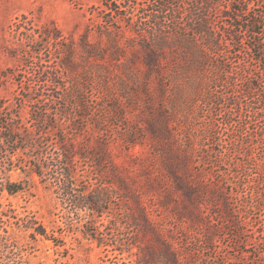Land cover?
Segmentation results:
<instances>
[{"label":"trees","instance_id":"trees-1","mask_svg":"<svg viewBox=\"0 0 264 264\" xmlns=\"http://www.w3.org/2000/svg\"><path fill=\"white\" fill-rule=\"evenodd\" d=\"M101 4L105 6L109 31L119 29L115 24L125 21L143 39L133 55L118 54L112 59H123L118 63L126 74L123 80H131L134 85L135 90L127 93V98L134 101L137 89L144 91V120L128 127L126 109L118 112L108 92L102 97L98 92L91 96L89 87L84 90L78 85L68 74L79 63L71 54L63 56L59 68L52 70L39 57L34 71H29L37 80L33 83L31 75L22 74L29 77L28 83L17 97L18 104L31 107L30 124L13 117L4 121L0 125V142L13 148L12 155L34 149L35 155H29V163L26 161L30 172L56 190L61 203L69 209L67 213H87L92 229L86 234L97 246L129 252L137 256L135 264H193L196 251L208 249L213 243L214 230L224 224L244 232V213L264 211V172L252 163L242 170L243 177H237L229 168L216 169L233 152L231 148L214 150L209 145L208 141L221 145L216 139L221 137L217 123L207 121L205 132L209 137L196 146L188 136L173 131L171 119L161 106L154 109V101L160 103L164 96L163 61L170 60L162 50L173 44V36H179L181 43L188 41L194 46L206 66L213 57L221 56L228 44L242 54L241 71H230L231 77L232 81L243 77L244 100L251 99L246 111L256 117L254 138L264 143V0H164L147 15L140 14L144 8L140 0H101ZM81 40L86 55L83 60H104L101 48L86 45L84 36ZM138 63L144 80L132 69ZM151 77L156 79L153 91L148 87ZM50 87L53 91H49ZM220 97L214 90L210 93L211 116L219 114ZM226 123L230 127L239 124L231 117ZM94 131L97 137L89 144L87 135ZM52 135L56 137L51 143L56 147L55 155L46 158L48 137ZM251 135L246 134L240 146L246 150L242 157L252 161ZM229 140L238 145L234 143L236 139ZM119 141L125 149L148 144L151 157L141 160L139 155L131 157L128 153L130 161L125 165L117 163L110 146ZM258 156L264 160V151ZM229 159L234 163L232 157ZM226 173L232 175L233 181L225 177ZM3 190L14 194L23 186L10 182ZM206 208L217 217L215 221H206ZM152 212H157L155 217ZM104 214L106 223L101 220ZM34 231L46 235L41 225Z\"/></svg>","mask_w":264,"mask_h":264},{"label":"rangeland","instance_id":"rangeland-1","mask_svg":"<svg viewBox=\"0 0 264 264\" xmlns=\"http://www.w3.org/2000/svg\"><path fill=\"white\" fill-rule=\"evenodd\" d=\"M108 1L117 3L121 0ZM140 3L144 7L140 14L143 12L147 15L164 0H140ZM105 13L101 0H0V125L12 117L22 124H30L31 107L27 103L18 104L17 100L22 87L28 83L27 75H31L29 71H34L39 57L47 67L50 66L49 69L59 68L61 58L68 53L79 61L76 70L68 72L78 85L84 90L89 87L91 96L98 92L102 97L108 92L110 102L119 107L118 112L126 109L128 127H135L144 120V91L139 88L134 101L128 99L127 93L134 89V85L131 80H123L126 74L118 64L123 59H112L117 58L118 54L126 57L133 55L143 39L125 21L115 24L119 29L114 27V31H109ZM83 36L86 45L101 48L104 55L102 62L91 58L82 59L86 56L85 48L82 47ZM173 39V44L169 43L162 50L170 60L163 61L161 75L164 96L162 102L154 101V109L161 106V110L171 119L173 131L188 136L196 146L201 145L203 138L206 140L209 137L205 132L207 121L211 119L217 123L218 135L221 137L216 139L221 145L208 141L209 145L214 150L221 147L223 151H228L231 148L233 152L216 169L226 171L224 169L229 168L237 177H243L242 170L252 163L264 172V160L258 156L259 152L264 151V143L255 140L256 117L246 111L250 109L251 99L244 100L243 77L232 81L230 72L236 68L241 71L242 54L235 52L228 44L219 54L221 56L213 57L206 66L190 42L181 43L179 36H173ZM140 65L138 63L132 69L135 75L144 80ZM26 72L27 75L23 76ZM31 79L35 83L37 77L31 75ZM155 85L156 79L151 77L148 85L151 91ZM212 90L222 95L217 116H211ZM49 91H53V87ZM253 95L254 92L251 93ZM15 115L19 117L15 118ZM230 117L239 122L236 127L226 123ZM248 133H252L249 139L253 146L250 155L254 156L252 161L249 157H242L246 150L240 146L242 141H246L244 138ZM87 136L89 144H93L97 132ZM55 138L54 135L48 137L50 144L46 158L55 155L56 147L51 145L55 143ZM232 138L236 139L234 143L238 145L231 144L229 139ZM110 147L115 161L123 165L134 155H139L141 160L151 157L148 144L125 149L119 141ZM12 149L4 141L0 142V264H135L137 256L129 252L118 253L97 246L86 234L87 230L92 229L91 223H87V213H67L69 209L61 203L56 190L30 172L29 155H35L34 149H26V154L19 150L14 155L11 154ZM79 168H83L82 162ZM225 177L233 181L232 175L226 173ZM10 182L21 183L23 190L7 193L3 187ZM225 188L230 189V185H225ZM204 211L208 223H211L209 220H216L217 217L209 213V209ZM152 213V217H155L154 213L157 212ZM244 214L247 223L244 232H238L231 225H221L219 221L217 224L221 226L214 230L213 243L209 244L208 249L199 248L196 251L193 264H264V211L255 210ZM105 218L104 214L101 220L106 223ZM39 225L44 228L46 235L34 231Z\"/></svg>","mask_w":264,"mask_h":264}]
</instances>
